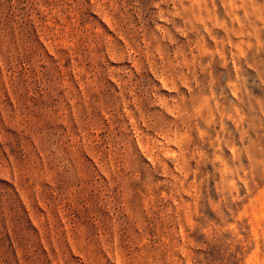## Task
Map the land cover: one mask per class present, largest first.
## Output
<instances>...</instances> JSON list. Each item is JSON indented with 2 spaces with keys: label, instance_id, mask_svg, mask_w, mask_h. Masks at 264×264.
Wrapping results in <instances>:
<instances>
[{
  "label": "rangeland",
  "instance_id": "rangeland-1",
  "mask_svg": "<svg viewBox=\"0 0 264 264\" xmlns=\"http://www.w3.org/2000/svg\"><path fill=\"white\" fill-rule=\"evenodd\" d=\"M0 264H264V0H0Z\"/></svg>",
  "mask_w": 264,
  "mask_h": 264
}]
</instances>
